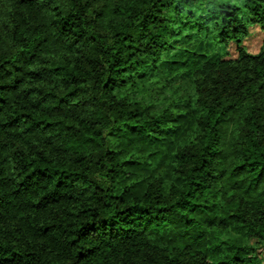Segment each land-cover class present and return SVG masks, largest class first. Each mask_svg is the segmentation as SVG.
<instances>
[{"label":"trees","instance_id":"obj_1","mask_svg":"<svg viewBox=\"0 0 264 264\" xmlns=\"http://www.w3.org/2000/svg\"><path fill=\"white\" fill-rule=\"evenodd\" d=\"M240 1L0 0V264H261L264 42L241 43L264 0ZM202 4L214 10L196 18ZM182 17L237 55L190 70L198 115L173 180L124 196L140 157L119 137L160 140L181 115L151 103Z\"/></svg>","mask_w":264,"mask_h":264},{"label":"rangeland","instance_id":"obj_2","mask_svg":"<svg viewBox=\"0 0 264 264\" xmlns=\"http://www.w3.org/2000/svg\"><path fill=\"white\" fill-rule=\"evenodd\" d=\"M240 5V0H217ZM213 4L196 5L192 9L196 18L207 16L214 10ZM175 26L178 30L175 37V48L162 59L156 75L163 80H170L163 97L151 103L153 109H159L171 100L178 102L177 107L181 113L179 120L167 131L160 140H149L140 135L123 134L119 137L120 147L124 156L134 152L140 159L128 168V176L121 179L118 192L124 196H132L149 179L158 177L165 183L173 180L171 174V154L192 131L193 121L198 111L192 104V89L189 79L190 70L206 60L221 58H235L236 45L233 42L215 44L210 31L197 34L193 29V22L185 17L177 19ZM264 42V28L260 26L249 27L248 36L241 46L250 54L259 52ZM175 62V63H173ZM150 73L136 89L138 97H144L150 103L146 93L151 89ZM261 264H264V248L258 250Z\"/></svg>","mask_w":264,"mask_h":264}]
</instances>
